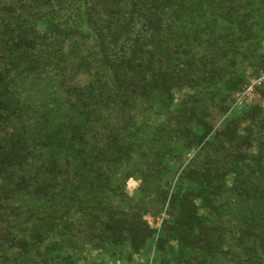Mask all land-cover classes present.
<instances>
[{
    "label": "trees",
    "instance_id": "1",
    "mask_svg": "<svg viewBox=\"0 0 264 264\" xmlns=\"http://www.w3.org/2000/svg\"><path fill=\"white\" fill-rule=\"evenodd\" d=\"M249 5L0 0V128L11 129L0 141V264H75L76 214L90 218L84 243L129 245V260L147 245L168 254L173 241L161 264H215L219 255L264 264V108L227 116L248 85L235 75L238 57L255 55L241 50L255 38ZM185 19L191 27L179 28ZM50 72L60 77L50 98H25L29 78ZM81 75L91 79L84 87ZM177 91L192 94L165 122L137 126V114L156 100L170 109ZM212 92L221 102L199 97ZM194 150L165 188L169 164ZM135 155L140 201L125 193L128 174L113 185ZM144 201L169 217L160 228L144 219Z\"/></svg>",
    "mask_w": 264,
    "mask_h": 264
},
{
    "label": "rangeland",
    "instance_id": "2",
    "mask_svg": "<svg viewBox=\"0 0 264 264\" xmlns=\"http://www.w3.org/2000/svg\"><path fill=\"white\" fill-rule=\"evenodd\" d=\"M254 1L255 3L253 4ZM251 2L252 5H249V12H251V22L254 24L255 38L251 40V42L244 43L241 47V50H253L255 55L253 57L248 56L244 62L243 60L245 58L243 59L240 56L238 57L239 63L234 69L235 75L237 77L245 78V80L248 81V85H246L242 92L235 94V96L229 102L230 109L227 116L230 118L237 117L245 110L249 111L250 108L256 104H259L264 108V100L258 93V90L264 88V69L262 68V65L264 67V3L261 4L260 0H251ZM187 27H191V22H188V20L185 19L182 21V23H180L179 28L187 29ZM192 48L195 50V52L200 54L205 53V49L203 47H199L194 43L192 44ZM57 73L55 72V74ZM56 78L60 77L53 76L52 72H50L47 77H30L29 84H26V90L23 92L24 97L33 98V100L48 98V91L50 88H52V90L55 88L54 82L56 81ZM90 81V78L83 75L77 78V83L81 87L86 86ZM189 94L192 93L188 91L175 92L174 105L170 107V109L163 107V105L156 100L155 103L153 102V104L147 107V109L136 115L137 126L143 127L145 129L147 127H151L153 123L165 122L167 119V114H169L176 108L178 104H180L184 96ZM199 97H202L204 102L207 103H210L211 101L218 103V101H220V98H217L213 92L210 96L199 95ZM226 121V117L219 118L216 122L217 127H223ZM10 130L11 129L9 127L0 128V141L8 135ZM196 152L197 150L185 152L183 153L184 155L182 160L177 161V163L174 162L169 164L172 174L167 179L168 182L163 183L165 188H169L170 186H172V189L174 188L181 168L185 167L193 159ZM142 169L143 167L140 163V158L138 155H135L129 163L123 164L119 171L114 174L113 185L122 186L121 184L124 181L125 176L128 174L130 177L126 181L127 183L125 193L134 200L140 201L142 199L139 190L142 183ZM232 182V179H228L227 184L231 185ZM144 204V207H146L147 210V213L144 215V219L150 224L152 228H160L161 224L168 220L169 217L164 211H161L160 204L149 203L147 201L146 203L144 201ZM197 204L200 205V201H197ZM233 205L235 206V204ZM200 213L204 215L206 214V211L201 209ZM89 219H81L79 214H76L73 218L77 226V229L73 231L72 235L76 241L74 243L76 245H69L68 251L74 254H80V257L76 260L75 264H161V261L164 260V258H172L171 249L173 248L175 250L177 247V243L171 241L167 247L168 254H164L154 246L147 245V247L144 248L139 254H134L132 259L129 260L128 255L132 252L129 245L117 247L112 244H101L97 239H94L93 244L84 243L85 241L83 239L85 237L83 235L90 232V228L87 225L90 221ZM54 233L57 236L59 231H55ZM56 238H59V235ZM73 246H75V248ZM218 260L219 262H216L215 264H231L229 259H227L225 256L219 255ZM172 264L177 263L172 262Z\"/></svg>",
    "mask_w": 264,
    "mask_h": 264
},
{
    "label": "built area",
    "instance_id": "3",
    "mask_svg": "<svg viewBox=\"0 0 264 264\" xmlns=\"http://www.w3.org/2000/svg\"><path fill=\"white\" fill-rule=\"evenodd\" d=\"M253 85H255V84H253ZM253 85H252V87H253Z\"/></svg>",
    "mask_w": 264,
    "mask_h": 264
}]
</instances>
